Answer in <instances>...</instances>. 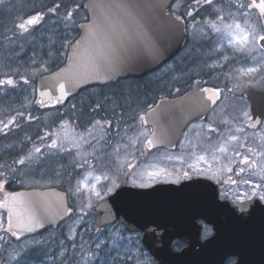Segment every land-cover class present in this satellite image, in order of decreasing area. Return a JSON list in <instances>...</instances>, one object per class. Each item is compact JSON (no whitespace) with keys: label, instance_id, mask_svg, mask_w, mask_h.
Masks as SVG:
<instances>
[{"label":"rangeland","instance_id":"374dc122","mask_svg":"<svg viewBox=\"0 0 264 264\" xmlns=\"http://www.w3.org/2000/svg\"><path fill=\"white\" fill-rule=\"evenodd\" d=\"M231 1L238 8H243L242 5L248 8L246 5L251 4L250 0ZM0 3V10L6 11L5 14L21 7V11L8 18L16 25L13 30L36 13L44 16L39 24L30 26L28 32L18 35L15 41L23 42L21 47L16 45L18 48L10 57L0 60V79L12 78L16 85L0 87V125L15 117L13 125H9L10 129L18 123V114L33 106L36 85L32 81L57 66L58 59L63 61L60 49L69 45L77 33L63 28L54 15L42 13L48 8L47 0H0ZM201 4L212 12L210 20L213 21L199 14L204 10L200 9ZM172 10L184 14L193 12L192 17L188 16V30L195 57L191 55L188 61L182 60L178 67L171 63L158 71L156 77L161 92L171 94L190 85L199 87L211 84L222 92L220 103L208 118L191 124L176 149L146 151L145 141L150 128L140 117L149 107L146 103L156 100L141 92L140 83H134L133 87L128 86L129 83L94 87L72 100L63 110L46 111V132L49 137L44 144L38 145L41 152L34 151L31 159L28 172L35 184L31 186L64 185L68 190L74 213L66 221L63 231L73 236L71 241L78 242L79 260L80 237L94 228L99 215L94 205L101 198L95 195L93 185L104 198L108 196L105 194L107 188L113 183L133 184L135 180L136 185H150L158 181H181L185 179L183 172L189 171L191 177L220 179L223 183L222 195L236 202L237 195L244 192L250 194V188L240 183L242 180L261 183V176L252 173L264 169V124L255 131L244 125L249 119L244 113L250 117V106L243 92L250 85L260 87L264 84V67L258 64L241 65L236 63V59L241 51L252 49V43L264 31V26H249L240 13L231 22L221 21L220 15L225 11V3L221 0H212L211 6L205 0H200L199 4L196 0H177ZM244 34L248 35L249 40L238 43L237 37ZM188 51L190 54L192 50ZM259 52L258 57L264 58V51ZM248 68L257 70L249 73L246 71ZM84 100L89 104L86 105L89 108L87 112L83 110ZM52 140L59 141L54 148L49 147ZM201 156L205 158L203 161L199 159ZM245 156L248 163H241ZM59 163L62 165L59 166ZM189 165L203 170V174H194ZM241 167L246 169L244 173H239ZM98 176L99 181L96 179ZM230 180H236L237 184H231ZM1 218L6 220L8 216L0 207V222ZM69 228L74 230L75 235L68 231ZM211 232L212 229H207L204 235ZM60 236V230H51L46 235L14 242L13 237L0 228V264H67L64 262L66 249H55L58 241L64 240ZM95 244H99V248H106L101 262L97 263L98 258L94 254L83 258L82 264H124L126 256L133 264H153L149 252L140 247V233L125 231L121 224L98 233ZM40 254L44 256L43 261L35 259Z\"/></svg>","mask_w":264,"mask_h":264},{"label":"water","instance_id":"95a60500","mask_svg":"<svg viewBox=\"0 0 264 264\" xmlns=\"http://www.w3.org/2000/svg\"><path fill=\"white\" fill-rule=\"evenodd\" d=\"M174 1L87 0L89 19L81 25L91 27L85 31L80 28L63 64L38 77L34 105L51 109L88 87L143 77L162 67L185 47L189 38L185 20L177 21L176 13L170 11ZM114 37L155 43L160 56L155 61L136 60L106 79L100 64L119 55L113 50ZM61 83L68 96L57 103ZM204 88L217 89L191 88L179 96L160 99L146 111L143 122L153 128L146 140L149 149L175 148L189 124L210 113L220 95L217 103L211 104L201 91ZM42 92L47 94L42 96ZM245 96L253 113L249 128L257 129L264 119V89L250 87ZM40 100L44 103H38ZM220 194L219 184L204 176L147 187L123 184L95 205L100 213L95 227L104 228L115 220L125 222L129 229L135 228L142 233L141 241L155 264H226L230 257L237 258L235 264H264V201L254 198L242 206ZM2 205L8 212L11 209V226L18 238L59 225L71 215L66 212L71 207L69 195L59 187L5 191ZM31 217L46 221L45 226L26 231ZM204 224L213 227V234L202 239ZM176 239L185 241L187 246L175 250Z\"/></svg>","mask_w":264,"mask_h":264},{"label":"trees","instance_id":"16d2710c","mask_svg":"<svg viewBox=\"0 0 264 264\" xmlns=\"http://www.w3.org/2000/svg\"><path fill=\"white\" fill-rule=\"evenodd\" d=\"M221 1L225 3V10H234L238 8L236 4H232L233 1L231 0ZM203 4H201L200 9L204 10L199 14L205 18L207 17V15H211L212 12L209 11ZM180 14L182 15L184 14V12H180ZM184 15L188 18L187 14ZM190 49L192 50V54H189L188 50ZM193 49L194 46H192L191 42H189L188 46L183 51H181L171 62L175 63L178 67L179 63H181L182 60L186 62L189 60V57H191V55H194L195 57ZM178 72H175L174 74ZM156 74H158V71H154L142 78H130L126 80H120L117 83H130V85L128 84V86L130 87H133L134 83H140L141 92L145 93L147 96H153L155 99H157L162 96V88L157 84L159 83V79L156 77ZM32 82L35 84L36 80ZM212 85L216 86L215 84ZM0 87L10 88L12 86L3 85ZM80 94L81 93L76 95L74 98L80 97ZM65 107L66 105L60 106L57 110H63ZM21 113H23V116H21L20 113L18 114V123L16 125H14L10 129H5L3 132H0V178L6 179V177L9 176L15 178V180H12L8 183L9 188L12 189L28 186V184H31L33 182L32 175L27 173L30 167L31 159L33 157L35 148L40 144H44L49 137L47 136L48 133L46 132V129L48 130L46 126L47 118H45L46 111L31 106L29 110L23 111ZM0 128H3V125H0ZM22 159L25 161L23 165L19 163V161ZM60 165H62V163H59V166ZM11 171H15V173L11 174ZM218 180L220 181V179ZM80 238L81 240H79V242L81 244V264L84 263L83 258L92 257L94 254L97 255V263H100L101 257L105 254L106 248L105 246H103L102 248H97V244H95L98 239V232L96 231V228H93L89 233H84V236ZM63 239V242L62 240L58 241L55 249H66L64 258L65 263L80 264L78 252L79 248L77 246L78 242L71 241L64 237ZM140 247H143L141 243Z\"/></svg>","mask_w":264,"mask_h":264},{"label":"snow or ice","instance_id":"6c2138e0","mask_svg":"<svg viewBox=\"0 0 264 264\" xmlns=\"http://www.w3.org/2000/svg\"><path fill=\"white\" fill-rule=\"evenodd\" d=\"M197 4L200 3V0H196ZM205 3L208 4L209 6H211L212 4V0H205ZM247 7H258L260 9V12L262 14H264V0H259L258 4H251V5H246ZM61 5L60 4H55V6L50 7L48 9L49 13H53V14H57L59 12ZM80 5H77L76 8H79ZM242 7H244V5H242ZM74 12L75 9L71 10V11H66L65 15L63 17L57 16V20L62 23L64 25L65 28H71L74 27ZM187 16L192 17L193 16V12L192 11H188ZM44 19V16L41 15L40 13H36L35 15H32L30 17H28L27 19L23 20L22 22H20L17 27L22 31V32H28L29 31V27L30 26H35L37 24L40 23V21H42ZM182 19V16H177L176 20L179 21ZM89 27L91 26H84L81 25L80 28L82 31L87 30ZM216 31H219L218 28L215 27V25L212 26ZM226 27H230V26H226ZM237 28H239V25H236ZM241 31H243L241 29ZM255 39V38H254ZM259 41L264 42V35L259 36L258 37ZM249 40V37L247 34H244L242 37H237V42L238 43H244L247 42ZM113 44V50L114 52L119 53V55H117L114 59L111 60H107V61H102L100 64V68L103 71L105 78L106 79H111V73H115L118 72L122 69H125L127 67H129L131 65L132 62L136 61V60H140V59H149L152 61H155L159 58L160 56V49L159 47L155 44V43H148V44H143L141 42H139L138 40L134 39V38H113L112 41ZM257 69L255 68H248L246 71L247 72H254ZM25 83H27V80H25ZM3 85H9V86H13L15 87V81L12 78H6V79H0V86ZM59 91L61 93V97L57 99V103H60L61 100L64 97L68 96L67 91L65 90V84L61 83L59 85ZM202 93L207 94L206 95V99L207 101L211 102V104H216L217 103V98L220 95V90L219 89H208V88H204L201 89ZM47 93H41V95H45ZM38 103L43 104L44 101L40 100L38 101ZM21 116H23V113H20ZM245 117H248L249 119H251V117L248 116V113H244ZM16 118L13 117L12 120H9L6 124L3 125V128H0V132H3L5 129L9 128V125H13V122ZM140 119L143 121V117H140ZM99 122H97L98 124ZM211 127V126H209ZM232 139H236L235 136L232 137ZM56 140H52V143L49 147H56ZM149 143H151V141H149ZM35 152L36 153H40L41 152V148L36 147L35 148ZM201 161H203L205 158L203 156H201L199 158ZM19 163L21 165H23L25 163V161L22 159L19 161ZM241 163H248V157L245 156L244 159L241 161ZM189 168L193 170V173H198V174H203V170L201 169H197L194 165H189ZM229 172L232 171L231 168L228 169ZM246 171V169L244 167H241L239 169V173H244ZM252 175H260L261 176V183H256L254 184L251 180H242L240 183L248 186L250 188V194L248 192H244L243 194H239L237 195L236 202L239 203L240 205H244L245 203L251 202L254 198H258L261 201H264V186H262V184H264V169H261L259 173L253 172ZM183 176L185 178H191V174L189 171H184L183 172ZM97 181L100 180V177H96ZM230 183L235 185L237 184L236 180H230ZM133 184L136 185L135 180L133 181ZM139 187H147L148 185H144V184H140L137 185ZM6 187V179L4 178H0V188ZM85 187H87V185H85ZM119 185L113 183L111 187L107 188L106 191V195H110L113 193V190L118 188ZM92 190L94 191L95 195L98 198H103L101 196V192L96 190V185L92 186ZM13 199H15V197H13ZM89 207H91V204L88 205ZM243 210V209H242ZM67 213H72L73 209L71 207H68L66 210ZM11 209H9V220H8V224L9 227L8 229H6L5 231L10 232L12 237H17V232L15 230H12V226H11ZM45 222L46 221H42L41 219H37L36 217H31L29 218V220L27 221L26 225H25V230L28 232H33L38 228H43L45 226ZM50 223V221H47ZM112 224H115V220H113L111 222ZM124 224V230L125 231H130V232H136L135 228H131L129 229L126 225L125 222H121ZM31 225V226H28ZM0 228H2V225H0ZM69 232H73V235H75L74 230L72 228L68 229ZM96 231L99 233L101 231L100 228H97ZM67 239H72L73 236H67ZM2 239V238H0ZM36 243H40V241H36ZM97 248H99V244H97ZM14 259V257H13ZM124 264H133V261L131 259H129V257H125L124 258Z\"/></svg>","mask_w":264,"mask_h":264},{"label":"flooded vegetation","instance_id":"af4514ba","mask_svg":"<svg viewBox=\"0 0 264 264\" xmlns=\"http://www.w3.org/2000/svg\"><path fill=\"white\" fill-rule=\"evenodd\" d=\"M25 1H29V0H25ZM30 1H32V0H30ZM86 1L87 0H47V3H48V8L47 9H49L50 7L55 6V4H60L61 7H60L59 12L57 14L49 13L47 9H46V11H43L42 13H47L49 16H51V15L53 16L54 15L55 17H57V16L63 17L65 15L66 11H71V10L75 9V12H74V18H76V21H74L75 26L69 28L71 31H75L77 33L76 37L74 38V40H75L80 35V24L83 21H86L89 18V11H88V9L86 7ZM250 1H251V4H254V3L258 4L259 3V0H250ZM0 5H1V3H0ZM77 5H80V7L76 8ZM35 8L39 9L37 6H35ZM0 9H1V7H0ZM16 9H17V11H16ZM18 11H21V7L20 6H18V8L16 7V8H13L12 10H10V14H5L6 11L2 12L0 10V60L4 59L6 57H10V55L12 53H14L16 51V49L18 48V47H15V46L16 45L20 46L21 44H23V42H21V41H15L17 39L18 35L22 31L18 27L16 28V30H13V26L15 27L16 25H13L11 20L8 19L9 17L12 18L13 16H15ZM237 14H239L243 18H246V20L249 22V26H251V27L254 26V25H258L260 27L264 26V14H262L260 12V9L258 7H248V8L243 7V8H237V9H234V10H225L220 15V20L221 21L223 20V21H226V22H231L233 20V17H237L238 16ZM177 15L181 16L179 13ZM211 16L212 15L208 16V21H213V20H210ZM182 18H184V17L182 16ZM185 21H187V20L185 19ZM60 25L63 28H65L62 23H60ZM249 30H250V28H249ZM262 35H264V31H262L259 36H262ZM259 36H257V39L255 40V43L254 42L252 43V45L254 44L252 49H250L248 51H241L240 52V55L236 59V63H239L241 65L258 64V65H261V67H264V58H262V57L259 58L258 57L259 53H260L259 50L264 51V46H263L262 42L259 41V39H258ZM74 40L71 41V43L69 45H64V47L62 49H60V55H61V58H63V61L61 62L58 59V61H56L58 63V65H61L62 63H64L66 61V58H67V55H68V52H69V47L74 42ZM66 46H68V47H66ZM192 87H195V86H192ZM192 87H190V88H192ZM250 87H257V88H260V89H264V84H261L260 87L255 86V85H250L243 92V97L246 99V101L248 102V104L250 106V117H251V119H248L246 121V124H244L247 128H249V123L251 122V120L253 118V113H252V109H251V102L245 96L246 91ZM190 88H188V89H190ZM188 89H186V90H184V91H182L180 93L179 92L173 93L170 96H176V95L179 96V95L185 93V91H187ZM221 99H222V92L220 90V101H221ZM208 116L205 117L204 119L200 120V121H197V122H201V121L206 120L208 118ZM194 123H196V122H194ZM263 124H264V119H263V121H262V123H261V125L259 127H261ZM183 137H184V135H183ZM182 140H183V138H182ZM56 142H57L56 145H58L59 141H56ZM157 148L167 149L165 147H157ZM167 150H171V149H167ZM144 152L145 151H143V153ZM141 155H142V153L140 154V156ZM140 160H141V158H140ZM13 173H15V171H11V174H13ZM12 180H15V178H13L11 176L6 177V187L0 188V195L2 194V200L4 198V194L3 193L5 191L13 190L12 188H9V186H8V183L11 182ZM218 183L220 184L221 193H222L223 192V183L219 182V181H218ZM14 189H17V188H14ZM222 197L227 198V197H225L223 195H222ZM2 200L0 202V207L6 212V214L8 216L9 212H8L7 209H5L2 206ZM72 207H73V205H72ZM73 210H74V207H73ZM8 220H9V216H8V219H6V220H3L1 218V222L0 223L3 224L2 228H1V231L2 230L5 231L6 229H8V227H9ZM64 225H65V222H62V223H60L57 226L49 227V228H47V229H45V230H43V231H41L40 233H37V234L24 236L22 238L13 237V240H14V242H16V241H19L20 239L22 240V239H25V238H31V237H34V236H39L41 234L42 235H44V234L46 235L51 230H56V231L60 230L61 236L66 238L67 236H70V235L67 234L68 232L66 233V232L63 231ZM205 227H209V226L205 225L204 228ZM5 232L10 234V232H7V231H5ZM203 237H206L204 235V233H203ZM14 242H12V244H14ZM185 246H187V243L185 241L180 240V239H176L174 241V244H173V247L176 250L182 249ZM10 251H13V250H10ZM65 253H66V251H65ZM35 259L39 260V261H43L44 256L40 254V255H37L35 257ZM236 260H237L236 257H231V258H229L226 261V264H235Z\"/></svg>","mask_w":264,"mask_h":264}]
</instances>
